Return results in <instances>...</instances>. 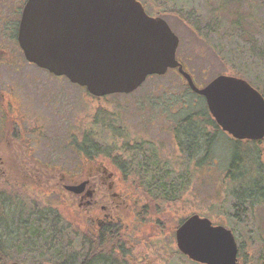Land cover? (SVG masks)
<instances>
[{"label":"rangeland","instance_id":"1","mask_svg":"<svg viewBox=\"0 0 264 264\" xmlns=\"http://www.w3.org/2000/svg\"><path fill=\"white\" fill-rule=\"evenodd\" d=\"M140 1L149 14L163 16L178 36L177 57L192 72L199 87L225 73L248 79L264 90V61L254 56L255 51L264 53V0ZM24 2L0 0V90L14 92L22 105L21 116L25 119L22 126H25L24 133L36 141L33 143L36 155L55 162L67 158L59 149L64 131L55 119L52 120L56 114L58 120L66 113L75 120L84 116L88 127L92 114L100 109L101 116H107L108 111L122 118L121 121L117 118L115 125L120 147L126 143L135 145L139 141H153L157 157L167 170L182 172V177L184 170L192 173V167L187 168L174 137L177 120L183 116L180 105L186 97L182 78L168 70L165 75L149 76L130 94H113V97L101 98V101L90 98L83 90L82 103H77L80 91L63 83L71 106L67 108L64 103V108L57 112L55 104L46 103L40 96L52 89L54 83L45 79L47 74L43 69L26 61L16 37L12 38L21 15L16 10L21 9ZM35 90L40 95L35 96ZM196 96H192L190 102L205 103L202 96H197L202 100ZM242 146L246 149L242 155L246 162L231 179L228 164L233 159L234 142L219 132L208 159L193 170L194 182L173 202L149 200L138 188L137 176L130 173L127 182L123 183L129 195L125 214L129 226L123 244L115 250L116 264H196L179 251L174 237L177 225L196 213L208 217L213 224L231 230L233 227L239 247L238 264H253L256 247L264 243V202L255 203L263 199L257 184L262 171L253 165L257 160L254 150L249 145ZM7 186L0 178V221L4 220L7 229V232L0 229V233L10 237L7 244L10 257L5 264L10 261L20 264L61 263L58 254L50 251L41 254L44 252L42 241L49 239L43 228L46 221L58 220L56 216H59L58 228L65 227L68 234H74L80 226L73 206L64 198L57 200L58 196L52 191H36L29 187L19 192L22 198L18 200H31L54 212L46 221L38 220L37 215L18 216V200L11 197ZM240 198L246 202L236 209ZM250 199L254 200L252 205ZM37 234L43 236V240ZM35 236L37 240L31 243Z\"/></svg>","mask_w":264,"mask_h":264},{"label":"water","instance_id":"2","mask_svg":"<svg viewBox=\"0 0 264 264\" xmlns=\"http://www.w3.org/2000/svg\"><path fill=\"white\" fill-rule=\"evenodd\" d=\"M24 1L16 39L27 62L97 98L130 94L149 76L177 69L224 133L235 140L264 138V96L258 89L225 73L199 87L176 60L178 36L139 0ZM177 226L176 247L194 263L238 264L231 229L197 213Z\"/></svg>","mask_w":264,"mask_h":264},{"label":"flooded vegetation","instance_id":"3","mask_svg":"<svg viewBox=\"0 0 264 264\" xmlns=\"http://www.w3.org/2000/svg\"><path fill=\"white\" fill-rule=\"evenodd\" d=\"M141 4L144 6L143 2ZM144 8L148 15L160 16L164 19L159 14H149L145 6ZM254 54L256 59L264 61V53L255 51ZM175 57L183 65L184 71L190 73L195 81L192 72L187 70L185 63L177 57V52ZM168 70L177 73L187 85L177 69ZM44 71L47 74L46 77L44 76L45 79L54 83L52 89L46 90V93L41 95L35 90L34 94L43 97L46 103L55 104L57 112L64 108V103L67 108L71 106L70 103L68 104L69 98L63 83L80 91L77 103L83 98L81 95L83 90L86 91V95L88 94L85 87L72 83L67 77L56 76L46 69ZM248 82L264 96L263 90ZM56 85V89L53 90ZM13 93L11 90H0V178L8 184L11 197L17 200L19 197L22 198L19 192H24L29 187L36 191H52L58 196L57 200L62 198L68 200L75 209L80 228L75 229V233L71 235L67 233L65 227L53 230L54 224L46 220L54 211L46 210L44 206L31 200H18L16 215L25 214L27 217L37 215L38 220L46 221L43 229L49 239L46 238L48 241L44 242L46 248L42 255L48 253L49 247L55 243L60 246L58 255L63 264H116L115 250L123 244L129 226L125 216L129 195L123 183L127 182L130 174L122 168L123 156L120 150L134 144L126 143L120 147L117 142L119 133L115 132L117 129L105 127L100 109L92 114L88 127L84 116L81 119L78 116L75 120L70 118L74 116L68 117L66 113L58 120L56 114L57 117L52 120L55 119L54 121L64 131L59 149L63 151L62 156L67 158L63 157L60 162H55L37 156L33 144L36 141L33 142V138L31 140L27 133H24L25 126L23 127L22 124L24 125L25 119L20 111L23 107ZM87 96L97 98L89 94ZM111 124L116 125V119ZM134 147H141L151 154L152 150L154 152L155 143L144 140L135 143ZM67 154L71 157L69 158ZM81 185L83 187H80ZM73 187L75 189H72ZM56 217L59 226L61 220L59 216ZM38 234L37 236H40ZM37 236L31 243L37 240ZM39 238L43 240V236ZM114 238L117 240L116 243ZM34 251L33 248L32 252ZM52 251L54 253L55 249Z\"/></svg>","mask_w":264,"mask_h":264},{"label":"trees","instance_id":"4","mask_svg":"<svg viewBox=\"0 0 264 264\" xmlns=\"http://www.w3.org/2000/svg\"><path fill=\"white\" fill-rule=\"evenodd\" d=\"M22 9V7H21ZM20 7L17 8L16 11L19 10L21 14ZM18 23V21H17ZM18 24L16 26V30L13 34L15 38L17 37L16 31H17ZM240 77V76H239ZM186 87V97L184 102L180 105V110L183 113V116L180 117L178 120V127L175 128L174 131V137L177 140L178 148H180L182 157L186 160L187 168L192 167V173L187 172L186 170L183 171V177L182 172H175L166 169V166L164 163L159 160V157H157L156 150L154 149V152L152 150V153L148 150L142 149L141 147L135 148L134 146H128L122 149L125 156L122 157L123 162V170L126 173H132L137 176L139 186L138 188H141L143 190V194L147 196V198L154 203H157L158 201H167V202H173V200L179 199V195L183 194L186 190L190 188L192 183L194 182V175L193 170L200 166L208 159L209 154L211 153L212 146L214 145L215 140L218 137V133L221 132L224 135V133L219 126L215 123L213 120L211 114H209L207 106L205 103H203L201 100L202 98H198L196 93L192 92L187 85ZM264 93V90H263ZM197 96H196V95ZM88 95V94H87ZM119 95V94H114ZM113 95V96H114ZM113 96H105L102 97V99H107ZM196 96L198 99H201V103H196L194 101H191V97ZM200 97V96H199ZM99 101L102 99L95 98ZM106 111V110H104ZM100 112V111H99ZM107 116L103 115V123L106 124V128H114L112 126L111 122L114 121V119L119 118L121 121L122 118L119 116L115 117L114 114H111L110 112L106 111ZM210 128L212 130H210ZM228 135V134H226ZM230 140L234 142V153H233V159L228 164L229 173L232 176L231 179L234 178V175L236 172L240 170V166L246 162L243 158V152H245L246 149H243V144L249 145L251 150H254L257 156L256 162H253L258 168L260 173V179L257 182L260 192L262 191L263 199H259L260 201L255 203H262L264 202V139L261 141H244V140H235L230 135ZM138 152H140L138 154ZM179 176V179L178 177ZM178 191V192H176ZM250 198V197H249ZM250 205L254 203L253 199H250ZM238 201L237 207L239 209L240 206L243 205L246 201L242 198H240ZM4 205V204H3ZM243 210H246V207L242 208ZM2 212L5 213V210H2ZM50 217V216H49ZM57 218V217H56ZM4 221V220H3ZM3 221H0V229L4 230V232H7V229L4 227ZM54 224L53 230H57L58 228V220L54 219L51 221ZM237 223V221H235ZM232 230L234 231V228L232 227ZM32 233V232H31ZM32 235V234H31ZM10 238V237H9ZM9 238L6 237V234L0 233V264L7 263L10 256H8V246ZM250 238V237H249ZM31 240V239H29ZM47 239L44 238L43 243ZM54 240H57L54 238ZM115 243L116 239L114 238ZM53 247V248H52ZM46 248V244H43V249ZM58 248H60L59 245L53 243V246L49 247V251H52L55 249L54 253L52 254H59ZM116 249V248H115ZM253 264H264V243H259V246L256 247V252L253 254ZM59 264H63L62 262Z\"/></svg>","mask_w":264,"mask_h":264}]
</instances>
